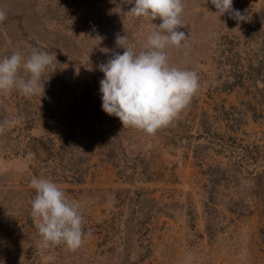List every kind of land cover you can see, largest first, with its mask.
I'll list each match as a JSON object with an SVG mask.
<instances>
[{
	"label": "rangeland",
	"instance_id": "rangeland-1",
	"mask_svg": "<svg viewBox=\"0 0 264 264\" xmlns=\"http://www.w3.org/2000/svg\"><path fill=\"white\" fill-rule=\"evenodd\" d=\"M183 5L186 40L165 51L199 89L146 134L102 110L98 66L123 53L117 34L144 50L159 18L126 0H0V60L34 47L57 60L44 92H0V121L17 120L0 134V264H264V0H233L239 22L210 0ZM38 140L56 146L43 163ZM34 177L80 204L77 250L45 246Z\"/></svg>",
	"mask_w": 264,
	"mask_h": 264
},
{
	"label": "clouds",
	"instance_id": "clouds-1",
	"mask_svg": "<svg viewBox=\"0 0 264 264\" xmlns=\"http://www.w3.org/2000/svg\"><path fill=\"white\" fill-rule=\"evenodd\" d=\"M208 0H206V3ZM218 17L229 14L239 21L246 16L233 8V0H210ZM134 4L128 11L134 17L159 18L161 23L147 37L144 50L139 52L128 42L127 35H116L115 44L124 49L114 52L98 67L103 73L100 80L102 110L117 117L124 127H133L153 134L159 128L169 125L190 104L199 89L196 71L181 69L169 63L166 48L180 47L186 35L179 29L184 25L183 0H126ZM6 20V13L0 11V23ZM53 56L39 48H32L30 54L13 52L0 60V92L18 90L26 98L44 92L46 73L55 71ZM21 71L25 75H21ZM17 120L0 121V134L10 129ZM35 189L31 201V216L43 238L45 246L65 244L69 250L80 248L85 239L84 217L80 204L71 201L50 179L33 178ZM91 232L87 233L90 236Z\"/></svg>",
	"mask_w": 264,
	"mask_h": 264
},
{
	"label": "trees",
	"instance_id": "trees-1",
	"mask_svg": "<svg viewBox=\"0 0 264 264\" xmlns=\"http://www.w3.org/2000/svg\"><path fill=\"white\" fill-rule=\"evenodd\" d=\"M45 142H47V146L43 144L44 142L38 140L36 146L30 147L41 163L45 162L46 155L56 147L55 144L49 140Z\"/></svg>",
	"mask_w": 264,
	"mask_h": 264
}]
</instances>
